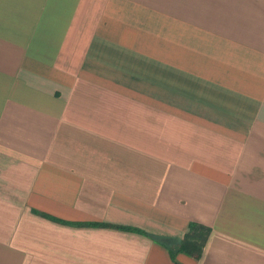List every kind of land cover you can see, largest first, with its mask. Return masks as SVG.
Returning a JSON list of instances; mask_svg holds the SVG:
<instances>
[{
	"label": "crops",
	"instance_id": "crops-1",
	"mask_svg": "<svg viewBox=\"0 0 264 264\" xmlns=\"http://www.w3.org/2000/svg\"><path fill=\"white\" fill-rule=\"evenodd\" d=\"M0 264H264V0H0Z\"/></svg>",
	"mask_w": 264,
	"mask_h": 264
},
{
	"label": "trees",
	"instance_id": "trees-1",
	"mask_svg": "<svg viewBox=\"0 0 264 264\" xmlns=\"http://www.w3.org/2000/svg\"><path fill=\"white\" fill-rule=\"evenodd\" d=\"M92 224V223H91ZM84 225V224H80ZM92 225L108 226L103 223H93ZM128 230L127 227H118ZM211 228L198 222H190L183 236L176 244L168 246L171 259H175V255L179 252L184 253L197 260L201 256Z\"/></svg>",
	"mask_w": 264,
	"mask_h": 264
}]
</instances>
